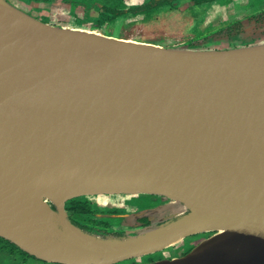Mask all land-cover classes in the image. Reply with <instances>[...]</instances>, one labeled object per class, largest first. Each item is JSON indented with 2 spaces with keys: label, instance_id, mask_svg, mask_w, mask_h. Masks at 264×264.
<instances>
[{
  "label": "water",
  "instance_id": "95a60500",
  "mask_svg": "<svg viewBox=\"0 0 264 264\" xmlns=\"http://www.w3.org/2000/svg\"><path fill=\"white\" fill-rule=\"evenodd\" d=\"M0 8L29 24L31 32L39 28L49 35L0 34V154L79 160L99 168V179L77 180L62 196V226L129 241L120 248L92 247L83 264L148 256L202 233L212 234L184 255L144 264H264V163L227 181L189 178L191 166L172 142L184 140L191 129H212L253 144L264 159V62L226 54L263 40L220 51L166 50L51 26L6 0ZM141 193L186 212H171L161 224L123 237L83 230L65 210L66 201L80 197L131 200ZM0 237L36 259L69 264Z\"/></svg>",
  "mask_w": 264,
  "mask_h": 264
},
{
  "label": "rangeland",
  "instance_id": "374dc122",
  "mask_svg": "<svg viewBox=\"0 0 264 264\" xmlns=\"http://www.w3.org/2000/svg\"><path fill=\"white\" fill-rule=\"evenodd\" d=\"M8 1L23 13L51 26L81 29L111 40L131 44L136 42L166 50L184 48L189 51H220L255 41L256 38L264 41V0H214L195 6L184 0L179 8L164 4L139 12L129 9L136 4H143L145 0ZM77 4L80 6L77 13L86 17L74 16ZM63 6L66 8V13L61 14L59 8ZM111 6L119 9L121 15L92 27L97 24L93 16L103 14L104 8ZM69 22L77 26L66 25ZM88 198L80 197V200L89 202L93 209L90 215V218H93L92 223L86 221L85 223L93 230L91 233L95 234L106 232L104 235L132 237L166 221L171 212L176 216L186 212V209L179 204L170 200L163 201L160 196L152 194L141 193L131 197V200L129 196L123 195L110 196L109 199L105 196ZM105 200H111L115 204H122L125 200L127 202L121 210L111 211V205L106 208L100 206L102 209L98 208L94 214V209L99 206L97 202ZM69 201L65 202V210L68 209ZM105 210L107 214L101 215ZM67 216L70 221L77 222L68 212ZM136 216L138 218L134 222ZM101 218L104 221L102 223H100ZM140 218L144 219H141L142 222H148L147 225L142 226ZM210 234L212 233L195 234L163 251L117 264H144L179 257ZM15 260L13 263L8 251L0 253V264H20L18 259ZM37 261H29V264H58L41 259Z\"/></svg>",
  "mask_w": 264,
  "mask_h": 264
},
{
  "label": "bare ground",
  "instance_id": "6f19581e",
  "mask_svg": "<svg viewBox=\"0 0 264 264\" xmlns=\"http://www.w3.org/2000/svg\"><path fill=\"white\" fill-rule=\"evenodd\" d=\"M0 34H31L36 39L49 37L39 28L31 32L29 24L20 23L2 8ZM226 54L264 62V44L231 50ZM172 142L191 166L189 178L200 174L211 183L227 181L241 173L256 172L264 163L256 146L240 143L231 133L191 129L186 132L184 140L179 137L173 138ZM100 175L99 168L84 161L0 154V234L13 237L32 254L69 264L85 263L92 257V247L124 246L128 240L95 238L62 226V196L77 180H89L92 176L99 179ZM47 202L52 203L57 211H52Z\"/></svg>",
  "mask_w": 264,
  "mask_h": 264
},
{
  "label": "trees",
  "instance_id": "16d2710c",
  "mask_svg": "<svg viewBox=\"0 0 264 264\" xmlns=\"http://www.w3.org/2000/svg\"><path fill=\"white\" fill-rule=\"evenodd\" d=\"M157 1H160V2L157 3ZM185 1L187 3H189V4H191L192 6H195V5H198V4H201V3L212 2L214 0H185ZM183 2H184V0H145L143 4L134 5L129 10H131L133 12H139V11H144L146 9H149L151 7L161 6V5H164V4H170L174 8H179L180 6H182ZM119 15H121V13L119 11L113 10L112 8H108L106 10V14L100 15V16L98 15L96 17H93L97 21V24L92 26V27L99 26L101 23L105 22V20H107L105 17H107L110 20V19L116 18ZM67 208L69 209V211L71 213L70 215L73 216V219L77 221V222H73L74 224H76L78 227H80L83 230L90 231V232L93 231L90 228H88L86 226L87 224L85 223V221L89 222V223H92L91 220L93 219V218L92 219L90 218V215L93 212V209L90 207L89 202H87L85 200H80V198L72 199V200H70L68 202ZM94 210H95L94 214H96V212L98 211V207L96 209H94ZM111 211H118V210H112L111 209ZM101 213L107 214L106 210L102 211ZM112 213L113 212H110L109 214H112ZM85 216H86V218H83ZM141 219H140V222H141L140 224L142 226L147 225L148 222H142ZM142 220H144V219H142ZM102 222H104V221L101 218L100 223H102ZM98 233L105 234L106 232H98ZM0 240L9 243L10 245H12L16 249H19L15 245H13L12 243L6 241L5 239H3L1 237H0ZM23 253H25V252H23Z\"/></svg>",
  "mask_w": 264,
  "mask_h": 264
},
{
  "label": "flooded vegetation",
  "instance_id": "af4514ba",
  "mask_svg": "<svg viewBox=\"0 0 264 264\" xmlns=\"http://www.w3.org/2000/svg\"><path fill=\"white\" fill-rule=\"evenodd\" d=\"M6 1H8V0H6ZM9 2V1H8ZM157 2H160V1H157ZM137 5V4H136ZM183 5V4H182ZM108 8H112L113 10H116V11H119V9H117V8H115V7H113V6H111V7H108ZM107 7L106 8H104V12H103V14H98L99 16L100 15H104V14H106V10L108 9ZM97 15V16H98ZM107 20H109L107 17H105ZM107 20H105V21H107ZM69 214H71L70 213V211H69V209L68 210H66ZM101 215H104V214H101ZM71 216V215H70ZM71 218H73V216H71ZM8 251V253L10 254V257L12 258V261H13V263H15V259H18L19 260V262H20V264H29L30 262L29 261H36V262H38L37 261V259L36 258H34V257H32V256H29L28 254H25V253H23L22 251H20L19 249H16V248H14L12 245H10L9 243H7V242H5V241H2V240H0V253H3V252H7ZM31 263H33V262H31Z\"/></svg>",
  "mask_w": 264,
  "mask_h": 264
},
{
  "label": "crops",
  "instance_id": "0c3cea01",
  "mask_svg": "<svg viewBox=\"0 0 264 264\" xmlns=\"http://www.w3.org/2000/svg\"><path fill=\"white\" fill-rule=\"evenodd\" d=\"M75 9H76V14L74 15V16H77V17H86V15H82V16H80L78 13H77V11L78 10H80V6L77 4L76 6H75ZM56 10V9H55ZM66 8L63 6V7H61V8H59V13H61V14H63V13H66ZM89 16H93V15H89ZM97 16V15H96ZM96 16H93V17H96ZM66 25H75V26H77L76 24H74V23H68V24H66ZM63 26H65V25H63ZM98 203V205L99 206H97L98 208H100V206H104L105 208L108 206V205H111V209L112 210H121V205L120 204H115V203H113V202H111L110 204L107 202V200H105V201H98L97 202ZM100 209H102V208H100Z\"/></svg>",
  "mask_w": 264,
  "mask_h": 264
}]
</instances>
